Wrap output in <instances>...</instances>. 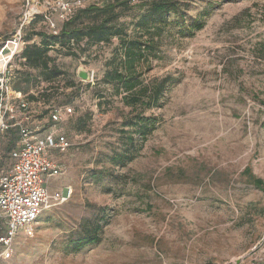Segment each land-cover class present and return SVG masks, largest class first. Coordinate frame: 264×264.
<instances>
[{
	"label": "rangeland",
	"instance_id": "374dc122",
	"mask_svg": "<svg viewBox=\"0 0 264 264\" xmlns=\"http://www.w3.org/2000/svg\"><path fill=\"white\" fill-rule=\"evenodd\" d=\"M28 1L0 0V48L20 29L30 45L51 25L58 31L64 2L106 0ZM180 1L187 17L170 15L160 60L144 75L149 92L169 78L149 109L125 107L100 81L116 42L78 58L50 51L63 73L51 84L32 71V94L49 91L32 107L33 128L48 127L53 107L72 110L61 124L70 147L55 155L61 173L48 182L70 196L42 212L32 236L21 231L0 264H250L264 248V191L252 183L264 184V0ZM31 8L37 15L23 24ZM79 69L99 80L83 93ZM24 73L17 62L14 88L24 87ZM137 116L153 130L126 146L122 132ZM114 154L124 161L115 166ZM84 220L97 239L74 253Z\"/></svg>",
	"mask_w": 264,
	"mask_h": 264
},
{
	"label": "trees",
	"instance_id": "16d2710c",
	"mask_svg": "<svg viewBox=\"0 0 264 264\" xmlns=\"http://www.w3.org/2000/svg\"><path fill=\"white\" fill-rule=\"evenodd\" d=\"M185 8V4L180 0H106L102 5L77 7L62 22L57 35L44 32L34 34L40 38L38 45L34 43L30 45L25 40L26 34H23L25 46L21 52V58L24 59V63L19 62L18 65L25 70L22 80L24 87L14 88L12 79L11 89L26 96L34 107L35 103L41 102L43 95H49V91L39 93V98L32 94V71L37 72L42 82L46 84L53 83L63 75L54 59L48 55L50 51L59 49V51H64L63 56L65 57L78 58L92 47L109 46L116 42L111 58L104 65L105 72L100 81L104 85L114 87L115 95L120 97L125 107L132 108V110L137 107L149 109L163 94L169 78L166 77L160 82L152 83L154 90L149 92L143 85L144 75L151 70L154 61L160 60L159 47L162 35L170 25L168 21L170 15H178L183 22L187 17ZM134 10H143V14L137 18H130ZM204 14L205 12L201 17ZM37 18L42 17L37 16L35 20ZM189 22L195 25L197 30L202 27L199 20ZM98 81L95 76L94 83ZM81 85L80 83L75 87L77 93H83L91 84ZM144 98L147 99L146 103L143 102ZM102 99L104 97L100 96L99 103ZM66 104H72V102L67 101ZM126 127L132 129L131 132L121 130L124 131L122 133L126 146L133 145L134 135L144 139L153 130V124L149 119L142 121L138 116L136 121L126 124ZM112 159L115 166L124 161L121 154H114ZM0 164L4 165L3 162ZM95 175H100L98 181L102 180L101 172ZM252 179L254 187L264 191L263 182L260 179ZM87 223L88 220L81 223L86 235L84 239L78 240L79 242L73 245L74 253L94 243L97 239L95 232L90 230L93 228L87 226Z\"/></svg>",
	"mask_w": 264,
	"mask_h": 264
},
{
	"label": "built area",
	"instance_id": "2783aa9c",
	"mask_svg": "<svg viewBox=\"0 0 264 264\" xmlns=\"http://www.w3.org/2000/svg\"><path fill=\"white\" fill-rule=\"evenodd\" d=\"M77 7L80 4L76 1L62 3V21ZM36 15L32 8L25 12L23 24L32 21ZM51 29L52 34L57 35L53 25ZM24 46L20 29L0 48V163H4L0 168V262L12 258L21 231L32 236V226L42 212L70 196L50 191L48 182L61 173L52 154L66 152L70 147L61 124L72 110L69 107L53 108L48 127H32V102L11 89L13 68L17 62L24 63L21 58ZM95 76L94 72L89 73L87 83L93 84ZM250 264H264V248L259 249L258 256Z\"/></svg>",
	"mask_w": 264,
	"mask_h": 264
},
{
	"label": "water",
	"instance_id": "95a60500",
	"mask_svg": "<svg viewBox=\"0 0 264 264\" xmlns=\"http://www.w3.org/2000/svg\"><path fill=\"white\" fill-rule=\"evenodd\" d=\"M77 77L82 82H88L89 80V73L83 69H79L77 71Z\"/></svg>",
	"mask_w": 264,
	"mask_h": 264
},
{
	"label": "crops",
	"instance_id": "0c3cea01",
	"mask_svg": "<svg viewBox=\"0 0 264 264\" xmlns=\"http://www.w3.org/2000/svg\"><path fill=\"white\" fill-rule=\"evenodd\" d=\"M56 154H57V153H53V154H52V158H53V159L55 158V155H56Z\"/></svg>",
	"mask_w": 264,
	"mask_h": 264
}]
</instances>
